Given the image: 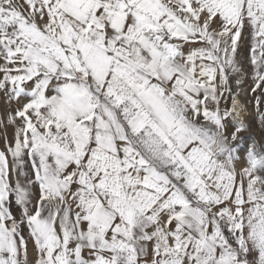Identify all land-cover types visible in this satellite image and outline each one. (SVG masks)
<instances>
[{
	"label": "snow or ice",
	"instance_id": "6c2138e0",
	"mask_svg": "<svg viewBox=\"0 0 264 264\" xmlns=\"http://www.w3.org/2000/svg\"><path fill=\"white\" fill-rule=\"evenodd\" d=\"M0 109V264H264V0H0Z\"/></svg>",
	"mask_w": 264,
	"mask_h": 264
},
{
	"label": "rangeland",
	"instance_id": "374dc122",
	"mask_svg": "<svg viewBox=\"0 0 264 264\" xmlns=\"http://www.w3.org/2000/svg\"><path fill=\"white\" fill-rule=\"evenodd\" d=\"M0 113H2V109H0ZM248 119L251 120L252 117H248ZM9 131H11V130H9ZM252 135L256 136L257 138L260 137V131H259V129H258L257 127H255V126L253 127Z\"/></svg>",
	"mask_w": 264,
	"mask_h": 264
}]
</instances>
